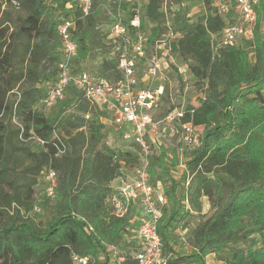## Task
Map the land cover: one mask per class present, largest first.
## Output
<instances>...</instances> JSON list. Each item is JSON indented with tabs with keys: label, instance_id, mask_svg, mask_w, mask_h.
Masks as SVG:
<instances>
[{
	"label": "trees",
	"instance_id": "obj_1",
	"mask_svg": "<svg viewBox=\"0 0 264 264\" xmlns=\"http://www.w3.org/2000/svg\"><path fill=\"white\" fill-rule=\"evenodd\" d=\"M5 1L11 5V0ZM14 1L26 16L16 31L9 33L5 26L0 33V186L12 185L11 193L0 190V264H74L73 256L88 257V264H108L107 248L120 247L127 252L115 264H137L132 218L115 216L110 203L112 182L123 171L135 168L137 150L105 143V126L100 121L104 113L77 90L71 89L57 105L73 110L68 117L59 107L49 115L36 108L45 94L43 85L54 83L57 77L61 46L58 26L68 19L75 21L73 36L79 47L76 62H83L93 34L89 23L93 11L81 19L77 0ZM212 1L203 0L205 13L196 22H190L181 8L174 13L172 27L180 36L171 43V51L190 62V72L206 87L199 105L180 118L181 123L203 128L200 147L181 159L185 181L180 182L185 184L190 179L188 184L194 185L191 194L185 189L181 197L184 202L187 196L188 210L196 213H201L200 198L206 197L213 212L188 233L189 252L176 251L172 246L165 222L168 207L163 209L158 233L168 264H206L210 254L223 264H264V240L260 246L237 247L264 232V0L259 3L252 38L217 51L213 36L226 22L215 14ZM145 16L157 24L150 37L153 42L159 36L163 16L155 0H149ZM21 38L40 41L24 46L23 55L29 56L24 74L32 84L11 102L8 96L24 79L22 73L11 70ZM39 55L45 62L42 66L35 62ZM96 74L110 80L120 77L115 61L107 58L98 65ZM7 117L22 125L24 137L33 133L47 141L46 148L14 146L12 139L19 138L20 129L15 125L10 130L4 121ZM54 132L66 146L61 155L52 145L56 142ZM20 156L30 161L22 170L27 178L22 186L10 180ZM176 162L169 163L161 151L150 159L151 181L161 183L169 201L174 200L173 188L178 182L172 175ZM48 169L57 174L56 213L41 226L28 217L34 209L36 176ZM156 169L160 173L154 179ZM163 175H167L170 186Z\"/></svg>",
	"mask_w": 264,
	"mask_h": 264
},
{
	"label": "built area",
	"instance_id": "obj_2",
	"mask_svg": "<svg viewBox=\"0 0 264 264\" xmlns=\"http://www.w3.org/2000/svg\"><path fill=\"white\" fill-rule=\"evenodd\" d=\"M10 3L12 6L18 7L14 0H11ZM259 3L260 0L212 1L215 14L226 22L224 29L218 35L213 36L214 51L225 47H235L238 42L252 38V27L256 23V11ZM76 7L81 12V19H85L93 11V0H77ZM120 13L117 10V14L112 17L107 33V40L114 46L115 56L112 59L119 72V79H104L98 77L97 74L94 76L86 71L75 70V62L79 53L78 43L73 36L76 26L74 20H65L57 28L61 45L57 77L54 83L47 84L45 94L38 101L36 108L39 111L41 109L53 110L65 100L71 89L77 90L90 104L104 113V116L100 118L103 125L108 121V125L118 133L120 140L129 145L130 149L137 150L138 163L130 171L131 181L128 180L129 178L119 179L121 186L114 189L110 203L114 215L118 217L130 215L134 202L140 208L139 220L134 225L136 249L133 257L137 264H168L158 233L163 209L167 207L168 198L164 195L161 183L153 184L151 181L150 159L158 148L161 130L167 131L171 135L179 134L178 168L183 171L184 164L181 160L183 155L196 150L201 145V135L198 132L200 126L191 122L181 123L180 118L183 113L168 114L161 121L154 120L152 114L161 103L163 87L160 84L152 86V83L153 81H165L160 60L170 57L171 46H167L164 42L159 43L161 55L156 56L155 54L149 59L143 74L146 83L142 86L137 66L142 61H147V47L150 39L141 32L142 26L137 16L132 17L126 24L124 16ZM232 17L235 22L229 23ZM239 22L246 23L250 27L244 29L242 25L238 24ZM163 64L167 68L165 60ZM14 123L20 129V141L35 144L43 149L46 148L47 141L33 133H30L27 138L24 137L22 125L15 120ZM53 138L56 142L52 145L58 154L65 153L66 146L55 132ZM42 180L46 199H55L56 172L51 169L45 170L42 172ZM187 203L185 195L184 204L187 205ZM90 231L92 228L89 227L88 232ZM72 260L74 264L89 263L88 257L73 256Z\"/></svg>",
	"mask_w": 264,
	"mask_h": 264
},
{
	"label": "rangeland",
	"instance_id": "obj_3",
	"mask_svg": "<svg viewBox=\"0 0 264 264\" xmlns=\"http://www.w3.org/2000/svg\"><path fill=\"white\" fill-rule=\"evenodd\" d=\"M156 5L158 7L159 12L163 15L160 17V26L159 27V36L155 38L153 42H149L147 47V61H142L137 66V73L140 77V84L143 86L146 83V78L143 76L144 71L149 63V59L156 54V56H160L161 50H159V43H165L167 46H171V43H174L179 38V34L174 31L172 27L174 13H176L180 8L186 12L187 19L190 22H196L201 16L205 13V7L203 4V0H179L177 3L176 0H155ZM149 4V0H93V13L89 19V23L91 29L93 30L92 39L88 43V56L83 62H75V70L77 71H86L91 75H96L98 65L104 59H112L115 56L114 46L107 40L109 32V27L112 22V17L117 14V10H119L123 16L124 20L128 21L131 17L137 16L140 20L142 30L141 32L147 35L150 39L152 35V30L157 27L155 22L150 21L146 18V9ZM119 6V9H118ZM26 13L20 9L13 7L5 0H0V33L3 27H9V33L16 31L18 25L21 20L24 19ZM258 21V9L256 11V23ZM235 20L230 21L229 23H234ZM238 22V21H236ZM253 25V31L256 26ZM238 24L242 25L244 29H248L250 26L246 23L239 22ZM261 27L264 31V20L261 22ZM252 31V36H253ZM40 39H26L21 38L17 40L16 46L18 52L12 61L11 70H13L16 74H23L24 79H21L14 87L13 92L8 96L11 102L17 101L19 97V93L26 89L32 81H29L25 77V68L29 64V56L23 55L25 44L33 45L34 43L39 42ZM239 44V42H238ZM161 58V57H160ZM164 60L168 65L165 68ZM39 66L44 65V60L41 55L39 58L35 60ZM161 67L163 68V75L165 77L164 82H154L152 86L162 85L163 87V96L161 99V103L158 109L152 114L154 120L161 121L168 114L175 115L177 113L184 112H192L198 105L199 101L204 97L205 85H202L201 82L192 75L189 70V61L184 60L180 55L173 53L171 51L170 57H165L160 60ZM49 65V64H47ZM45 89H47V85H43ZM42 87V86H40ZM64 102V101H63ZM59 106L56 107L57 111H59ZM43 110L44 114L49 115L53 113L54 110ZM62 106L60 110L64 111V116L72 114L73 110L71 108H67ZM54 114V113H53ZM6 125L10 130L15 129V123L13 120H9L8 117L4 120ZM19 121L20 120L19 118ZM18 122V121H17ZM104 124V133L105 139L104 142L110 145L111 147L121 148V149H130L129 145L124 144L120 138L118 133L112 128V126ZM198 132L200 135L203 133V128L198 127ZM64 138L67 139L66 133L62 132ZM12 143L16 147H25L29 143H23L18 138L12 139ZM158 148L154 151V155L161 151L165 153L167 161L172 162L179 160V134L171 135L169 132H163L161 130V135L159 136ZM30 145V144H29ZM35 146V144H31ZM155 150V149H154ZM159 150V152H158ZM177 164V162H176ZM30 165V161L26 160L23 156H20V161L15 167L13 171V175L10 180H13L19 186H22L26 182V177L23 174V168ZM172 165V166H173ZM175 170L179 169L178 164L173 166ZM160 170L156 169V179L157 175H159ZM166 179V182L169 185V180L167 175H163ZM31 178V177H30ZM125 179L124 177H118ZM35 179V177H34ZM153 179V181H154ZM176 180L178 181L173 188L172 197L176 198L174 201H178V203L174 202L172 199L169 201V205L167 208V212L165 214L166 221L169 224L168 236L170 237L174 249L178 251H188L190 248L186 244L187 235L190 231H192L195 227H197L200 223H202L207 217H209L213 210L212 205L206 197L200 198L201 203V213H196L194 211L188 210L185 206L181 205L183 203V199L181 197L182 193L185 192V189H188L189 194L192 193L194 185L191 183L188 184L189 180L185 184H182L180 180H184V175L179 171L177 174ZM185 181V180H184ZM35 186V196H34V209L29 214L28 218H31L35 221V223L44 226L48 221L52 219L55 212V202L56 198L53 200L46 199L44 193V183L42 180V176H36ZM170 186V185H169ZM0 190L11 193V187L4 185L0 186ZM169 191L171 190L168 189ZM178 199V200H177ZM189 213L186 215V213ZM184 216L183 219L180 217ZM131 217V215H130ZM133 218V216H132ZM264 240V232L262 234H254L245 241L238 243V248H247L251 244H256L260 246L261 242ZM132 250V249H131ZM128 251V252H131ZM109 253V258L116 261L119 257L123 256L125 252H127L126 248L120 247L118 249L107 248ZM216 259H206V264H214ZM100 261L103 262L104 258L100 257Z\"/></svg>",
	"mask_w": 264,
	"mask_h": 264
},
{
	"label": "crops",
	"instance_id": "obj_4",
	"mask_svg": "<svg viewBox=\"0 0 264 264\" xmlns=\"http://www.w3.org/2000/svg\"><path fill=\"white\" fill-rule=\"evenodd\" d=\"M179 169H177V170H172V175H174V177L176 178L177 177V174H179ZM121 176L122 177H124V178H129L128 180L129 181H131V173H130V171H123L122 172V174H121ZM111 186H112V188H113V190L114 189H118V188H120V186H121V183L119 182V180L118 179H116V180H114L113 182H112V184H111ZM174 200L176 199L175 197L173 198ZM173 200V201H174ZM178 200V199H177ZM174 202H176V201H174ZM176 203H178V201L176 202ZM168 205H169V200H168V204H167V207H168ZM181 205H183V206H185V208L186 209H188V207L184 204V202L183 203H181ZM169 208V207H168ZM130 215H131V218H132V216H133V218H132V223L134 222V225L135 224H137V222H138V220H139V217H140V208H139V206H138V204L137 203H133V206H132V208H131V212H130ZM172 243V242H171ZM172 246H173V244H172ZM175 248V247H174ZM176 251H178L177 249H175ZM183 252H185V251H183ZM188 252H189V250H188ZM209 258H212V259H214L215 257H214V255L213 254H210V255H208L206 258H205V260L206 259H209ZM122 259H118L117 260V262L118 261H121ZM108 264H115V260H112V258H109V263ZM214 264H223L222 262H219V261H217V260H215L214 261Z\"/></svg>",
	"mask_w": 264,
	"mask_h": 264
}]
</instances>
